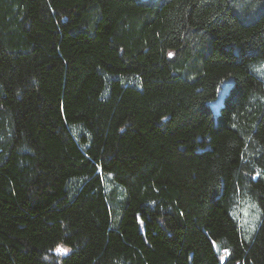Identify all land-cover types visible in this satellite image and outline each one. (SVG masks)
I'll return each mask as SVG.
<instances>
[{
	"label": "trees",
	"instance_id": "16d2710c",
	"mask_svg": "<svg viewBox=\"0 0 264 264\" xmlns=\"http://www.w3.org/2000/svg\"><path fill=\"white\" fill-rule=\"evenodd\" d=\"M262 64L264 0H0V264H264Z\"/></svg>",
	"mask_w": 264,
	"mask_h": 264
},
{
	"label": "rangeland",
	"instance_id": "374dc122",
	"mask_svg": "<svg viewBox=\"0 0 264 264\" xmlns=\"http://www.w3.org/2000/svg\"><path fill=\"white\" fill-rule=\"evenodd\" d=\"M256 69L257 71L264 74V64L256 67ZM253 73L256 74L258 77H261L260 74L256 73L254 70H253ZM230 86H231L230 80L221 84L216 102H213L210 104L213 110H217V107L221 104V100L225 96V94L228 92V90L230 89ZM108 180H109V177L107 176L106 177L107 186L109 188H113L112 183H110ZM114 188H115L116 193L120 192L117 187H114ZM232 214H233V217L238 222V225L242 232L243 237L246 240H249L251 236L253 235L256 229L257 223L259 221V211L254 205L253 201L246 194L243 193L242 196L239 197L236 203L234 204L232 208ZM61 251L63 252L64 250H61ZM226 256H227V253L225 250H222L221 252H219V258H220L221 264L224 262Z\"/></svg>",
	"mask_w": 264,
	"mask_h": 264
}]
</instances>
